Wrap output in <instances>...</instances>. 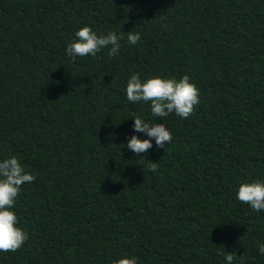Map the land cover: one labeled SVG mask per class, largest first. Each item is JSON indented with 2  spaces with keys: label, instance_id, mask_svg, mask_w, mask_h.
<instances>
[{
  "label": "trees",
  "instance_id": "trees-1",
  "mask_svg": "<svg viewBox=\"0 0 264 264\" xmlns=\"http://www.w3.org/2000/svg\"><path fill=\"white\" fill-rule=\"evenodd\" d=\"M138 31L118 57L64 54L74 31ZM187 74L200 104L134 156L127 78ZM129 119V120H125ZM36 179L15 211L30 239L0 264H264V213L235 200L264 177V0H0V158ZM158 171L149 172V163ZM241 256L243 259L241 260Z\"/></svg>",
  "mask_w": 264,
  "mask_h": 264
},
{
  "label": "clouds",
  "instance_id": "clouds-1",
  "mask_svg": "<svg viewBox=\"0 0 264 264\" xmlns=\"http://www.w3.org/2000/svg\"><path fill=\"white\" fill-rule=\"evenodd\" d=\"M125 36L130 46H136L141 41L138 31H107L105 34L84 25L74 31L64 54L73 62L78 57L96 58L104 50H107L109 57H118ZM124 95L130 104H147L151 116L162 119V123L157 124L140 114H132L133 134L125 137L127 143L124 147L134 156L146 154L154 147L165 150L166 143H171L173 135L164 118L174 114L180 119H187L200 104L199 88L187 74L179 78L153 75L141 79L139 74L132 73L127 78ZM147 170L156 173L157 163L150 162ZM35 179L15 154L0 158V253L16 252L30 239L29 232L20 227L14 209L22 186L31 184ZM235 200L258 214L264 213V177L239 183ZM257 249L259 255L264 256V243L258 244ZM236 256L233 252H225L224 264H234ZM112 264H139V258L125 255L112 261Z\"/></svg>",
  "mask_w": 264,
  "mask_h": 264
}]
</instances>
